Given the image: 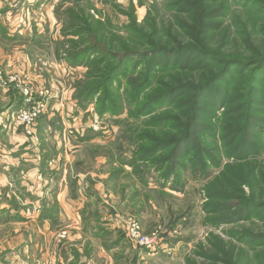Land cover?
Returning a JSON list of instances; mask_svg holds the SVG:
<instances>
[{
	"label": "rangeland",
	"instance_id": "374dc122",
	"mask_svg": "<svg viewBox=\"0 0 264 264\" xmlns=\"http://www.w3.org/2000/svg\"><path fill=\"white\" fill-rule=\"evenodd\" d=\"M27 1L9 0L7 2L6 5L10 7V10L9 14L3 17V20L6 21L8 26H11V28L14 29H19V31L22 32L24 31V28L28 29L29 27L33 28L39 26L44 30L49 28L50 31H53L50 36V39L52 37L53 40L54 38L57 39L61 34V31L68 28V25L76 18V16H69L65 11L69 13L71 9L72 13L78 15L79 12L84 9L85 12L91 15L96 21L103 24L99 29L102 31V35L105 38L108 37L106 39L107 42H117L119 38L124 37L126 28L137 26L139 30L145 34L159 29L164 33L162 40L165 44L175 46L176 39L182 44L187 43L186 38L180 33L181 30L179 24L182 19L186 21V23L189 21L186 19L187 16L185 14L180 13L177 8L173 7L174 2L178 0ZM221 1L223 0H218L214 3V8H217V5H219V2ZM38 2L40 5L35 7ZM224 2L228 5L229 12L227 16L224 14V16L214 21L222 24L221 29L213 34L216 35L214 38V46L221 45L220 47H222L225 53L234 54L236 53L235 49H243L240 37L243 32L247 31L256 39L262 38L259 31L264 25V11L259 10L256 6L251 5L245 0H227ZM4 7L5 5H3V8ZM220 10L222 11V9ZM51 13L54 18L51 17ZM224 13H227V11ZM74 23L80 24L79 21H75ZM108 25L112 28H109ZM126 37H128L127 34ZM74 39L79 41L78 37H74ZM100 43L103 46L108 47L106 42L100 41ZM88 45H86V47ZM139 45L140 44H137V46H132L130 48L138 49ZM66 50L67 49L65 48H60L58 45L56 46V44H54L50 50L43 49L42 53L46 57L40 55V58L36 63V72L39 74L44 71L47 73L50 80L53 78V83L55 84L54 89L56 90L60 89L57 81L61 82L62 79L68 80L71 84L70 88L74 90L73 99L76 100V106L80 107V101L77 100L76 97L82 90L81 86H87L90 83L97 85L100 83L99 81L103 80L100 77L102 72H105L102 70L103 65H100L99 70L93 69V65L92 68L88 67V65H86V67L79 66L72 68L66 61L60 59V56H65L64 51ZM3 52H5V50H1L0 52V63L5 56V53L3 54ZM55 57L60 61L57 62ZM162 57H159L158 60L162 61L163 59L164 61L165 58ZM149 61L150 60L148 59H142L137 66L138 68H134V62H131L129 70L126 71L124 75L119 76L118 79H115L111 87H109L110 96L115 104H117V109H119L117 116L108 112L103 118H101L96 107L90 105V114L86 116L84 114L77 117V126L85 124V127H89V129H92L94 132L103 131V138L109 140L111 138L113 139V137L118 138V136H120L121 139H123L121 143L123 149L130 153L142 149L143 147L146 148L151 146L147 141L140 140V136H144L146 133L154 134L158 139L164 138L162 135H159L163 132H170L172 135L175 134L173 137H177L178 134L176 133H183L184 130L176 132V123L171 122L167 118L169 116L167 113L169 112L171 115H176L180 118L181 114L179 112L172 111L174 105L181 100L179 99L182 97L180 94L172 98L170 100L171 102L157 106L155 105V107H153L147 114L142 115L138 119H133L132 112L134 108L130 104L131 85H139L144 82L145 75H142V72L148 67ZM0 69H3L2 66H0ZM158 69L159 68L155 67L157 73ZM91 70H93L92 73L90 72ZM24 71L26 75L27 70ZM256 71H259L258 68L256 70H234L231 80L216 84L210 94H208V97L205 98H209L208 100H210V97L214 98L215 102H218L217 106L201 104V109L206 113L211 114L212 117H208L207 115L203 116L205 118H202L199 122L202 129L200 128L198 132H193L192 136H194V139H192V146L189 148L190 153L188 160L198 154L199 148L197 147L204 144V146L216 156L219 161V166L213 165L210 159H207V161L205 160L207 162L206 166L199 164L197 165L198 167H194V164L189 161V163L185 164L189 166L188 173L186 174L184 171L182 172V187L180 190L172 188L170 192L171 194H168V197L165 198V202L160 199L161 197L158 194H156V197L153 195L156 201L154 210L156 214L153 217L150 214H146L145 221H142L140 218H136L137 220L132 218L130 220L127 225V235L129 239L131 223H137L144 235L150 236L153 233H157L160 236L159 244L154 250L150 249V252H145L147 251L146 248H143L135 241L131 240L139 249L141 248L145 250L140 251L142 257L139 261H136L135 259L136 262H133L132 264H188V261L196 259V253L201 250V247L208 246L207 241L212 235H216L230 245L234 244L240 250H243V256L247 259L246 262L250 264H264V177L256 176L257 179L254 180L253 183L255 184L257 182L258 185L256 186L253 195L248 186L244 185L242 187L246 193L245 197H253L255 203L261 207L259 209L255 208L249 211V206L242 207L239 204L240 201H234L233 198L222 201L211 200L209 197V191L213 184L221 183L223 178H225L220 175L223 173L227 165H253L254 168H256L255 170L257 173L261 168L256 166V164H264V107L261 108V105H264V78H260L257 83H253L252 79ZM257 74L263 75L264 70ZM165 76L166 75L158 76L156 80L153 81L154 84H152V88H159L164 81H167ZM23 77L26 81V85L30 87L36 97L39 98L38 100L44 102L48 100L47 106L45 107L46 109L44 113L32 126L30 135L26 133V130L23 127L18 128L15 126L14 119L17 111L11 116L7 129L12 133L21 131V133L25 132V134L31 136L34 126H36L39 120L47 114L51 105H53L57 99H51L50 95L48 96L44 90L38 91L46 88L50 89L51 81L49 83L50 85H48L45 79H41L43 80L42 83L35 82L33 85L31 81H28L26 78L31 77ZM77 84H79V86H77ZM1 88L7 89L8 92L15 90L19 91L11 85ZM254 89H260L262 91V95L252 98L254 101L253 103H258L255 104L256 109H260L259 113L255 116L253 115L254 112H251L249 109L251 107L249 104L251 90L253 91ZM85 90L86 89H84V91ZM23 107H25L24 104ZM88 108H86V110ZM245 115L248 116L250 124H256L257 132L252 131V138H248V130L235 121V118L244 117ZM156 117L159 119L158 121H155L156 119L154 118ZM114 118L126 120L131 125L130 128L124 129L120 125H115L113 122ZM247 141L249 143L248 147L251 150L248 148V150L245 151V154L249 157L246 160H238L232 155V151H238ZM163 153V151L158 152L157 157ZM146 163H149L150 165L147 167L142 164L141 166H144L143 168L147 167L148 174H155L156 179H160L163 175V171L156 172L154 170V164H156V161L153 162V159H151L146 161L145 164ZM206 172H208V174L204 177L201 173ZM219 177H221L219 180L220 182L218 181L215 183ZM223 181H225V179ZM22 183L23 180H21L19 173L14 172L10 176H7L6 189L11 193L10 195L16 196L19 202L36 201L34 187L31 189L29 188V190L32 191L30 194H26L27 192L23 193L25 200H21L19 192L21 191L20 186ZM2 185L3 182L1 186ZM241 195L242 194H237L234 196L237 197ZM229 204L235 207V210H233L235 212L245 209V216L238 221L220 223V221L217 220L222 219L229 214L213 210L220 205L226 207L230 206ZM26 211L31 214V216L37 214L36 209L31 210L29 208ZM246 212H249V214L246 215ZM210 220H213L215 224ZM73 227L74 226L65 222L57 229L59 230L57 236L54 234L56 231L47 239L45 234L40 235V239H43V252L46 251V264H53V262H55L52 255L53 246L56 245L57 240H61V242L67 241V239L69 240L70 237L75 234L72 232L76 231L73 230ZM148 227L151 228L150 232L147 230ZM29 229L31 228L26 226V224H13L11 226H8V224L4 225V223L0 224V259L4 256L5 259L12 264H42L39 260L34 261L35 259L33 258L32 260H24V257L18 254L19 250H27L30 248V237L26 238ZM31 254H35V252H32ZM96 254L98 255V253ZM26 255L29 254L25 252V256ZM196 260L202 261L200 258ZM102 262L104 261L99 260V264ZM105 262L108 264H116L115 259L108 258ZM105 262L104 264H106Z\"/></svg>",
	"mask_w": 264,
	"mask_h": 264
},
{
	"label": "crops",
	"instance_id": "0c3cea01",
	"mask_svg": "<svg viewBox=\"0 0 264 264\" xmlns=\"http://www.w3.org/2000/svg\"><path fill=\"white\" fill-rule=\"evenodd\" d=\"M8 1L0 0V52L5 50L0 71L18 75L25 83L23 76H29L26 78L33 85L42 83L41 79L48 85L51 81L50 89L38 91L44 90L57 100L34 126L31 136L21 131L12 133L8 123L23 107L24 98L20 91L0 87V187H4L0 188V224L31 228L26 235L30 248L18 251L24 260L33 258L46 264L40 235L47 239L56 231L57 236V229L66 222L76 231L67 241L57 240L52 248L57 263L53 264H99L108 258L115 259L116 264L135 263L142 257L140 251L145 250L129 239L127 225L132 218L145 221L146 214L153 217L156 194L165 202L171 194L170 183L162 185L155 174L140 173L138 164L131 163L133 152L123 149L120 136L109 140L103 138V131L94 132L85 124L77 126V117L89 115L90 107L76 106L68 80L57 81L60 89L56 90L53 78L50 80L44 71L36 72L40 55L45 56L42 50H50L56 42L50 39L53 31L36 26L24 28L23 33L11 28L3 20L9 14ZM14 172L23 180L21 200H25L23 193L30 194L29 188L34 187L36 201L19 202L10 195L6 180ZM29 208L36 209L37 214L31 216L26 211ZM0 264L12 263L3 256Z\"/></svg>",
	"mask_w": 264,
	"mask_h": 264
},
{
	"label": "trees",
	"instance_id": "16d2710c",
	"mask_svg": "<svg viewBox=\"0 0 264 264\" xmlns=\"http://www.w3.org/2000/svg\"><path fill=\"white\" fill-rule=\"evenodd\" d=\"M217 1L178 0L174 2L173 7L177 8L180 13L185 14L187 16L186 19L189 21L186 23L182 19L179 24L180 33L187 40L186 44H182L178 39L175 40V46L165 44L162 40L164 33L159 29L145 34L137 26L126 28L124 37L119 38L117 42H107L106 39L108 37L105 38L99 29L103 24L96 21L84 9L78 15L72 13L71 9L69 13L65 11L69 16H76V18L68 25V28L61 31L55 42L56 46L67 49L64 51L65 56H60V59L66 61L72 68L86 67V65L92 68L93 65V69L99 70L100 65H103L102 70L105 73L102 72L100 76L103 80L99 81L100 83L97 85L90 83L87 86H81L82 90L76 97L80 101V108L84 109L94 105L101 118L108 112L114 116L118 115L119 109H117V104L110 96L109 87H111L115 79H118L119 76L124 75L129 70L131 62H134V68H138L137 66L142 59L150 61L146 70L144 69L142 72V75H145L144 82L139 85H131L130 104L134 108L132 112L133 119H138L142 115L147 114L155 105L171 102L170 100L178 94L182 96L179 98L181 100L172 108V111L181 114L180 118L176 115H171L170 112L167 113L169 115L167 118L171 122L176 123V132H180V130H184V132L176 133L178 134L177 137H173L175 134L172 135L170 132H163L159 134L164 137L163 139H158L154 134L150 133L140 136V140L147 141L151 146L143 147L133 152L131 160L134 165L138 164L137 167H139L140 173L148 171L147 167L150 164H145L146 161L151 159H153V162L156 161L154 170L156 172L163 171V175L159 179L162 185L170 183V187L175 190H180L182 187V172L188 173L189 166L185 164L189 163V161L194 164V167H198L197 165L199 164L206 166L207 159H210L213 165L219 166L216 156L204 144L198 146V154L188 160L189 148L192 146V139H194V136H192L193 132H198L200 128L202 129L199 122L202 118H205L203 116L212 117L211 114L201 109V104H209L216 107L218 103L211 97L210 100H208L209 98L205 99L211 90L216 84L231 80L233 71L236 69L256 70L258 68L259 71H256L253 75V83H257L260 78H264V74H257L264 70V25L259 31L262 38L256 39L252 34L245 31L240 36L243 49H235L236 53L234 54L225 53L220 47L221 45L214 46L216 35L213 34L222 27L221 23L214 21L224 16V14L227 16L229 10L228 5L224 2L227 0L219 2L217 8H214L213 4ZM245 1L264 11V0ZM226 11L227 13H224ZM75 21H79L80 24H75ZM108 26L112 28L110 25ZM126 34L128 37H126ZM74 37H78L79 41L75 40ZM100 41L106 42L108 47L103 46ZM137 44H140L138 49L130 48L137 46ZM86 45L88 46L86 47ZM162 56L165 60H158ZM155 67L159 68L158 73L155 71ZM90 72L92 73L93 70ZM160 75H166L167 81H164L159 88H152L153 81ZM84 89L86 90L84 91ZM260 95H262L260 89L251 90V99L249 98L251 107L249 109L254 112V116L259 113L260 109H256L255 104L258 103H253L252 98ZM261 106V108L264 107V105ZM154 119H156L155 121L159 120L157 117ZM235 121L248 130V138H252V131L257 132L256 124H250L248 116L237 117ZM113 122L124 129H128L131 126L126 120L118 118H114ZM248 145V141L245 142L241 149L232 151V155L238 160H246L249 157L245 154V151L249 148ZM162 151L164 153L157 157V153ZM142 164L147 167L143 168ZM252 166L241 164L227 165L220 175L225 177L223 178L225 181L222 180L221 183L213 184L209 191L210 199L224 201L233 198L234 201H240V206H249V211L261 208L255 203L253 197H245L246 193L244 188H242L244 185L248 186L253 195L258 185L257 182L253 183L257 179L256 176L264 177V164H256V166L261 168L257 172L258 175L256 168ZM201 174L206 177L208 172ZM221 177L217 178L215 183ZM237 194L242 195L235 197L234 195ZM233 210H235L233 205L227 207L220 205L213 211L229 214L217 220L220 223L243 219L245 209L237 212ZM248 214L249 212H246V215ZM210 221L215 224L213 220ZM207 244L208 246L201 247V250L196 253V259L200 258L202 261L194 259L188 261V264H250L246 262L247 259L243 256V250H240L234 244L230 245L216 235L210 236Z\"/></svg>",
	"mask_w": 264,
	"mask_h": 264
},
{
	"label": "built area",
	"instance_id": "2783aa9c",
	"mask_svg": "<svg viewBox=\"0 0 264 264\" xmlns=\"http://www.w3.org/2000/svg\"><path fill=\"white\" fill-rule=\"evenodd\" d=\"M13 86L19 90L24 98L25 107L16 112L14 119L15 126L23 127L28 135L31 134V128L35 121L44 113L47 101L38 100L33 90L18 75H7L0 71V87ZM130 239L147 250H154L159 244L160 236L157 233L144 235L137 223H131Z\"/></svg>",
	"mask_w": 264,
	"mask_h": 264
}]
</instances>
